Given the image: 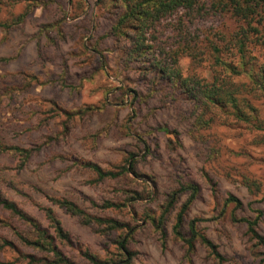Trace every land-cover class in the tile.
Returning <instances> with one entry per match:
<instances>
[{"label":"rangeland","instance_id":"374dc122","mask_svg":"<svg viewBox=\"0 0 264 264\" xmlns=\"http://www.w3.org/2000/svg\"><path fill=\"white\" fill-rule=\"evenodd\" d=\"M111 11L109 2L100 0H0V22L11 25L0 27L2 135L9 143L41 147L22 170L15 155L0 154L1 188L46 228L44 209L51 207L70 235L58 243L78 264H91L84 253L119 261L118 241L127 236L133 264H214L204 246L188 253L173 233L190 192L167 216V240L154 222L174 190L195 182L200 192L184 231L191 219L202 218L199 230L217 244L226 264H260L264 247L250 238L244 222L232 221L234 205L226 199L233 193L242 200L239 217L255 218L262 211L264 235V131L221 120L196 129L190 101L166 97L163 82L145 76L133 62L126 64L122 46L110 34ZM221 25L212 21L203 28ZM259 60L264 61V48ZM181 65L186 74L209 76L188 57ZM133 159L138 175L102 182L80 165L91 160L118 170ZM245 178L260 189L251 190ZM49 197L72 199L123 228L105 233ZM0 217V241L9 238L16 247L0 253V261L27 264L19 253L32 250L16 233H29L32 226L1 208Z\"/></svg>","mask_w":264,"mask_h":264},{"label":"trees","instance_id":"16d2710c","mask_svg":"<svg viewBox=\"0 0 264 264\" xmlns=\"http://www.w3.org/2000/svg\"><path fill=\"white\" fill-rule=\"evenodd\" d=\"M109 2L111 8L110 34L122 46L126 64L132 62L145 69V76L152 74L163 82L167 96L171 99L181 95L193 105L194 126L198 130L208 129L217 120L225 125H243L247 129L264 131V61L259 60V52L264 48V0H100ZM222 21L221 27L204 29L208 22ZM1 23L0 27H10ZM188 57L195 67L209 71L202 75L197 71L185 73L181 59ZM137 98V97H136ZM134 104V103H133ZM0 122V154L11 153L18 160L17 169L22 170L40 148L22 147L6 141ZM81 166L96 175L102 182L118 179L126 174L138 175L136 160L133 159L121 169H104L91 160L82 161ZM244 183L253 190L260 184H253L249 178ZM190 192L188 200L175 217L173 233L187 246V252L196 250L197 244L204 246L212 255L214 264H226L224 255L205 233L198 228L202 218L188 222L184 231L187 214L200 192L195 182L184 183L174 190L158 219L156 228L164 240L168 238L166 220L175 208L182 194ZM53 204L79 217L82 223L102 227L107 233L123 228V224L113 218L92 215L69 198L49 197ZM226 204H233L231 219L244 222L250 238L258 247H264V235L259 231L262 211L255 218L239 217L237 209L243 207L242 200L230 193ZM0 208L12 216L28 222L31 231L18 232V240L28 246L29 253L20 251L19 257L27 264H78L67 256L59 245L70 240L68 231L51 207L45 214L49 227H43L30 217L17 202L8 197L0 186ZM2 219L0 217V224ZM129 236L118 241L119 261L84 253L91 264H133V251L129 249ZM0 253L9 248L16 250L13 240L2 238ZM0 264H5L0 261ZM260 264H264V258Z\"/></svg>","mask_w":264,"mask_h":264}]
</instances>
